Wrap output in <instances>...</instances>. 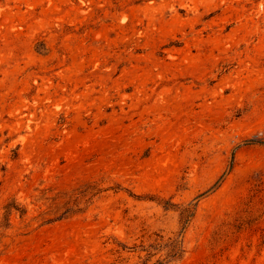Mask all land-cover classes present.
Instances as JSON below:
<instances>
[{
  "label": "rangeland",
  "instance_id": "1",
  "mask_svg": "<svg viewBox=\"0 0 264 264\" xmlns=\"http://www.w3.org/2000/svg\"><path fill=\"white\" fill-rule=\"evenodd\" d=\"M0 264H264V0H0Z\"/></svg>",
  "mask_w": 264,
  "mask_h": 264
},
{
  "label": "trees",
  "instance_id": "2",
  "mask_svg": "<svg viewBox=\"0 0 264 264\" xmlns=\"http://www.w3.org/2000/svg\"><path fill=\"white\" fill-rule=\"evenodd\" d=\"M255 141H257V140H255V139L248 140V142H255Z\"/></svg>",
  "mask_w": 264,
  "mask_h": 264
}]
</instances>
